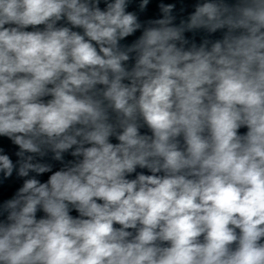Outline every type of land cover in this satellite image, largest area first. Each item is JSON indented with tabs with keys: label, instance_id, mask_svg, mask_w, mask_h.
<instances>
[{
	"label": "clouds",
	"instance_id": "obj_1",
	"mask_svg": "<svg viewBox=\"0 0 264 264\" xmlns=\"http://www.w3.org/2000/svg\"><path fill=\"white\" fill-rule=\"evenodd\" d=\"M0 264H264V0H0Z\"/></svg>",
	"mask_w": 264,
	"mask_h": 264
}]
</instances>
